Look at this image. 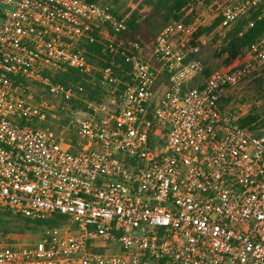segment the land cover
Masks as SVG:
<instances>
[{
    "label": "built area",
    "instance_id": "built-area-1",
    "mask_svg": "<svg viewBox=\"0 0 264 264\" xmlns=\"http://www.w3.org/2000/svg\"><path fill=\"white\" fill-rule=\"evenodd\" d=\"M218 1L216 29L264 18V0ZM128 15L103 0H0V212L66 218L32 244L0 241V264H264V130L220 102L264 66V32L190 87L195 23L166 24L150 52L115 48ZM102 41L130 65L120 90L112 59L86 57ZM67 68L98 72L115 110H73L82 87L51 80ZM59 113L76 118L74 142L52 129Z\"/></svg>",
    "mask_w": 264,
    "mask_h": 264
},
{
    "label": "trees",
    "instance_id": "trees-1",
    "mask_svg": "<svg viewBox=\"0 0 264 264\" xmlns=\"http://www.w3.org/2000/svg\"><path fill=\"white\" fill-rule=\"evenodd\" d=\"M96 1V0H90ZM200 1L207 5L214 0H141L133 11L118 13L114 4L112 5L114 13L119 16L129 13L126 20V29L117 34L116 38L111 42L115 48L118 39H126L129 41L140 42L145 52H150L152 41L159 29L170 22L184 21L187 23L189 17L184 18L185 10L192 2ZM258 11H253L246 17L240 18L232 25L224 34L222 54H226V63L233 61L238 55L243 54L244 50L258 39L264 32V18L257 19ZM219 23L216 19L210 26L199 28L194 37H198L203 33H208L214 29ZM252 23V26H249ZM98 42H85L83 46L86 50V57L90 63L103 68L110 59L113 60L112 72L114 77L119 79L117 90L122 88V83L127 81L130 71V65L124 58L117 53L108 50L109 43H105V47ZM96 60V62H95ZM206 76L208 73L203 71ZM100 74L96 71L89 70L88 73H81L76 69L67 68L65 71H59L51 76L53 83L60 84L65 89H77L82 87L79 99L70 103L71 108L78 110H87L88 103L99 104L105 94H108L107 88L100 82ZM257 82L264 84V70H262ZM221 102V99H220ZM243 125H251L256 123L258 126H264V118L259 119L257 114L248 113L240 119ZM256 126V125H255ZM256 126V127H258ZM72 132V131H71ZM72 142L75 140V133L72 132ZM66 218L60 215H54L50 218L32 220L29 218L13 215L8 211L0 212V238L9 234H22L26 232H34L42 229L58 227L65 224Z\"/></svg>",
    "mask_w": 264,
    "mask_h": 264
},
{
    "label": "rangeland",
    "instance_id": "rangeland-1",
    "mask_svg": "<svg viewBox=\"0 0 264 264\" xmlns=\"http://www.w3.org/2000/svg\"><path fill=\"white\" fill-rule=\"evenodd\" d=\"M103 1L112 2L111 4L115 5L117 9L116 11L118 13H123L127 11H133L141 0ZM218 4V0H214L207 5L203 4L200 1L192 2L185 10L184 18L188 16L189 19L187 23H195L196 31L199 28L208 27L217 19L216 15L218 13ZM226 31L227 30L216 29L215 27L210 32L199 35L205 37V43L198 57L203 65V71L208 73V75H210L215 70L225 68L232 62L231 61L229 63H226L225 61L227 55L221 53V49L224 45L223 37ZM262 70H264V66L248 76L238 86L224 91L221 97L222 107L231 112L243 115L242 117H244L248 113H253L257 114L259 116V119L264 118V84L257 82V79L258 77H260ZM207 77L208 76H206L203 72L201 76L197 77L193 82L189 83L188 86L196 87L200 85ZM115 96L116 93L105 94L99 104L96 105L88 103L86 105V109H89L88 105H93L94 107H98V110H101L104 115L105 113H111L113 110H115ZM84 117L85 116L79 115L77 119L81 120ZM75 119L76 118L69 117L65 113H59L53 120L51 127L63 142H67L71 139L72 132L77 125ZM254 125L258 126L256 123H254ZM258 128L264 130V126H258ZM42 232V229H40L34 232H26L22 234H9L3 238H0V241L7 245H29L36 242L40 238Z\"/></svg>",
    "mask_w": 264,
    "mask_h": 264
}]
</instances>
